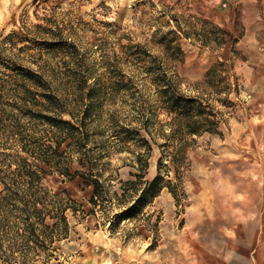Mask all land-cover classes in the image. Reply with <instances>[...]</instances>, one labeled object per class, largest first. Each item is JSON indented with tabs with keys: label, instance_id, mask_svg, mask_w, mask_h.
I'll use <instances>...</instances> for the list:
<instances>
[{
	"label": "rangeland",
	"instance_id": "1",
	"mask_svg": "<svg viewBox=\"0 0 264 264\" xmlns=\"http://www.w3.org/2000/svg\"><path fill=\"white\" fill-rule=\"evenodd\" d=\"M40 67L67 100L94 97L111 193L95 206L82 176L48 175L80 207L32 264H264V0H0V107ZM135 174L140 193L122 196Z\"/></svg>",
	"mask_w": 264,
	"mask_h": 264
},
{
	"label": "trees",
	"instance_id": "2",
	"mask_svg": "<svg viewBox=\"0 0 264 264\" xmlns=\"http://www.w3.org/2000/svg\"><path fill=\"white\" fill-rule=\"evenodd\" d=\"M59 31L50 33L56 36ZM13 37L12 34L5 40ZM40 69L41 72L23 70L13 76L16 89L11 92L15 93L17 104L0 107V126L3 127L0 146L5 149L0 152V180L4 185L0 192V255H4L6 261L20 260L22 264H32L37 257L55 249L56 242L67 238L70 224L66 212L80 207L66 191L53 193L45 184L48 175L58 174L70 180L82 176L94 187L91 202L95 206L111 193L106 190L101 170L95 172L100 161L91 149V145L98 142L90 132V126L97 122L93 116L94 97L86 102L85 90L81 89L75 93V99L67 100L55 83L54 74ZM73 73L75 78L83 74ZM83 79L84 84L90 81L88 77L83 76ZM2 85V91L12 89V86L8 89ZM65 115L71 120L65 119ZM202 115L197 117L203 120ZM144 156L138 154L137 158L146 162ZM75 158L89 173L82 170L72 173L70 165ZM135 176L137 181L124 182L122 196L140 193L143 175ZM151 186L152 183L145 188L144 196Z\"/></svg>",
	"mask_w": 264,
	"mask_h": 264
},
{
	"label": "bare ground",
	"instance_id": "3",
	"mask_svg": "<svg viewBox=\"0 0 264 264\" xmlns=\"http://www.w3.org/2000/svg\"><path fill=\"white\" fill-rule=\"evenodd\" d=\"M261 154H262V153H261ZM257 161H258V160H257ZM259 164H260V163H259ZM263 174H264V171H263ZM262 179H263V178H262ZM256 181H257V180H256ZM250 182H251V181H250ZM252 184H253V183H252ZM210 185H211V183H210ZM253 185H254V184H253ZM207 186H208V185H207ZM249 186H250V185H249ZM254 186L256 187V185H254ZM247 188H248V187H247ZM261 188H262V185H261ZM261 188H260V189H261ZM260 191H262V190H260ZM261 193H262V192H261ZM258 194H259V193H258ZM261 195H262V194H261ZM218 196H219V194H218ZM254 196H255V195H254ZM227 197H228V196H227ZM261 197H262V196H261ZM254 199H255V198H254ZM224 200H225V199H224ZM260 200H261V199H260ZM238 201H239V200H238ZM227 202H228V201H227ZM234 202H235V201H234ZM252 202H253V201H252ZM254 202H255V200H254ZM254 202H253V203H254ZM218 203H220V201H219ZM222 203H223V202H222ZM236 204H237V203H236ZM249 204H250V202H247V206H248V207H249ZM224 205H225V204H224ZM243 205H244V203H243ZM232 206H233V205H232ZM241 206H242V205H241ZM245 206H246V203H245ZM234 207H235V206H234ZM217 208H218V207H217ZM231 208H232V207H231ZM243 208H244V207H243ZM226 210H227V209H226ZM228 210H229V209H228ZM228 210H227V211H228ZM230 210H231V209H230ZM230 210H229V211H230ZM254 212H255V211H254ZM242 214H244V213H242ZM261 214H262V213H261ZM233 215H234V214H233ZM235 215H236V214H235ZM247 215H248V214H247ZM255 215H257V214H255ZM240 216H241V215H240ZM240 216H239V217H240ZM242 216H243V215H242ZM236 217H237V216H236ZM232 219H233V218H232ZM234 219H235V217H234ZM234 219H233V220H234ZM260 219H261V218H260ZM242 220H243V219H242ZM245 220H246V219H245ZM222 221H223V220H222ZM229 221H230V220H229ZM260 221H261V220H259V222H260ZM223 222H225V221H223ZM245 222L247 223V221H245ZM249 222H250V221H249ZM249 222H248V223H249ZM233 223H234V222H233ZM228 224H229V223H228ZM231 224H232V223H231ZM255 224H256V223H255ZM261 224H262V222H261ZM220 225H221V224H220ZM243 225H246V224L243 223ZM248 225H249V224H248ZM256 225H257V224H256ZM226 226H227V225H226ZM261 226H262V225H261ZM258 227H259V225H258ZM253 228H254V227H253ZM255 228H256V227H255ZM259 228H260V227H259ZM244 229H245V228H244ZM246 229H247V228H246ZM260 229H261V228H260ZM252 230H253V229H252ZM252 230H251V231H252ZM256 230H257V229H256ZM248 232H249V230H248ZM232 233H233V232H232ZM247 234H248V233H247ZM240 235H241V234H240ZM260 236H261V235H260ZM250 237H251V235H250ZM260 238H261V237H260ZM260 238H259V239H260ZM250 240H251V239H250ZM260 240H261V239H260ZM262 242H263V241H262ZM262 242H261V243H262ZM258 246H259V245H258ZM256 249H257V248H256ZM259 249H260V248H259ZM262 251H263V250H262ZM258 255H259V254H258ZM258 255H257V256H258ZM259 256H260V255H259ZM260 257H261V256H260ZM262 257H263V256H262ZM253 258H254V257H253ZM258 258H259V257H258ZM256 259H257V258H256ZM255 264H256V263H255Z\"/></svg>",
	"mask_w": 264,
	"mask_h": 264
}]
</instances>
